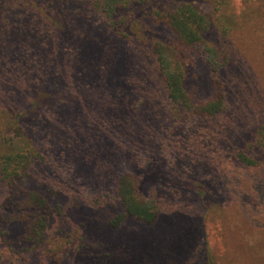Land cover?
<instances>
[{
    "label": "rangeland",
    "instance_id": "rangeland-1",
    "mask_svg": "<svg viewBox=\"0 0 264 264\" xmlns=\"http://www.w3.org/2000/svg\"><path fill=\"white\" fill-rule=\"evenodd\" d=\"M180 1L208 15V40L228 51L220 78L229 109L210 120L224 122L223 132L202 122L197 132L182 116L174 118L150 69L152 43L174 34L141 10L126 13L123 27L114 29L100 21L93 0H53L54 7L33 0V11L30 2L0 0V145L15 136V126L25 128L42 157L29 167L24 188L49 205L38 244H17L23 222L0 224V264H264V166L245 167L229 153L264 124V0L157 2ZM8 7L15 16L29 8L46 22L32 25L31 38L19 43L4 21ZM56 48L60 60L62 53L74 59L66 60L57 87L38 95L41 118H17L36 110L27 93L36 82H50L44 69L55 66ZM184 62L188 102L207 101L205 65L193 51ZM135 66L150 69L142 81L132 74ZM78 81L102 82L103 91L81 94ZM128 172L137 176L140 195L156 201L158 216L152 224L127 216L112 227L120 211L117 179ZM5 197L0 183V213L7 212Z\"/></svg>",
    "mask_w": 264,
    "mask_h": 264
},
{
    "label": "trees",
    "instance_id": "trees-1",
    "mask_svg": "<svg viewBox=\"0 0 264 264\" xmlns=\"http://www.w3.org/2000/svg\"><path fill=\"white\" fill-rule=\"evenodd\" d=\"M12 1L16 2V0ZM32 1L17 0V2L22 3L30 2L27 6L33 11L38 8L31 5ZM157 1L93 0L92 7L97 11L100 21L114 29L122 28L125 24L126 13H131L130 15H132L136 10H141V17L148 18L169 28L174 34V39L168 42L154 41L151 45L155 62L154 64L151 63L150 69L154 70L156 77L159 78L164 95L171 103L175 114L174 118L182 116L192 124L193 128H196L197 132L201 130V122L212 126L216 130L218 129L219 132H223L227 128L224 122L221 125L220 121L212 125L213 122L210 120L229 109L227 93L220 78V72L228 61L227 48L208 40L206 33L211 26L210 19L197 6L187 1H180L176 4L159 7V2ZM50 5L54 7L53 0H50ZM29 8L27 9L29 10ZM27 9H21V12L14 10L16 13H22L18 16L14 15L11 7L6 8L5 11L4 21L8 26L7 28L13 27L14 33L20 38L19 43L31 38L32 25L36 24L37 28H40L46 22V17L42 14L37 13L36 15L35 12L29 14ZM122 30L116 32V34L125 36ZM56 32L59 33L58 31ZM7 38L11 39L10 35ZM189 51L196 53L205 65L212 87V96L207 101L199 102L195 105H190L188 102L189 96L184 87V57ZM60 55L56 48L54 52V56L57 57L54 60L55 66L44 69L51 77L50 82L49 79H45V82L42 80L40 83L36 82L34 83V90L29 88L27 93L28 97L36 98L34 103L37 104L36 110L38 109V111L29 110L25 112L24 116L17 114V118H41V108L43 107H40L41 105L38 106V103L42 98L38 99V95H42V92L47 93L57 87L55 84L58 81V76L64 71L63 66H65L66 60L74 59V53L69 54V56L62 53V60H60ZM75 64L77 63L75 62ZM48 65L51 66L50 64ZM149 70L147 73L143 66H135L132 74L137 76L136 80L142 81L144 76L149 74ZM101 84L102 82H99L96 86H93V84H82L78 81L76 90L81 92V94L94 93L100 95L103 91ZM139 85L135 90L139 87L143 88L141 84ZM65 94L68 95L67 93ZM56 112L57 110H53L51 115L60 119V115ZM12 121L10 120V122ZM24 130L23 126H15V136H5L8 140L7 142H2V144L7 145H0V183L6 189L5 202L8 204L7 212L0 213V224L8 225L15 222H23V228L16 237V242L17 244L31 246L38 244L44 238L49 220V205L47 198L43 194L24 188L29 178V167L34 161L42 157L38 146L23 135ZM209 130L211 128L207 127L203 129V132ZM2 134L4 133H0V136ZM248 151L251 154H248ZM229 153L237 163L245 167L258 169L264 166V124L257 126L250 140L245 145H235ZM116 184L115 200L120 211L110 219V225L112 227L119 226L127 216L146 224L154 223L158 216L159 207L152 197L140 195L137 176L130 172L123 173L118 177ZM0 237H4L2 230ZM4 242L7 243L8 240H4ZM9 251L12 252L11 247H9Z\"/></svg>",
    "mask_w": 264,
    "mask_h": 264
}]
</instances>
